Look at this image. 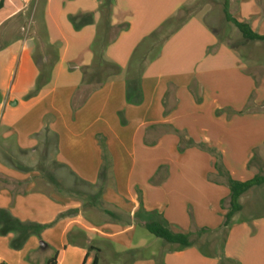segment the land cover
<instances>
[{
    "label": "crops",
    "instance_id": "crops-1",
    "mask_svg": "<svg viewBox=\"0 0 264 264\" xmlns=\"http://www.w3.org/2000/svg\"><path fill=\"white\" fill-rule=\"evenodd\" d=\"M196 1L0 0V264H264V184L223 226L264 177V41L205 9L163 37ZM225 8L264 36V0Z\"/></svg>",
    "mask_w": 264,
    "mask_h": 264
},
{
    "label": "trees",
    "instance_id": "trees-1",
    "mask_svg": "<svg viewBox=\"0 0 264 264\" xmlns=\"http://www.w3.org/2000/svg\"><path fill=\"white\" fill-rule=\"evenodd\" d=\"M225 19L228 23L233 24L238 31L241 33L242 37L248 41H264V36H261L251 29L250 25L247 23H241L235 20L227 11L224 9ZM187 20V10H183L179 17L177 18L178 24H183ZM264 184V177L256 176L253 179L240 182L233 180L231 178L228 179V185L230 188V206L228 212L225 214V219L223 226L227 227L232 218L236 213L241 211L242 207L240 205V199L243 195H245L252 187ZM146 229L149 233L155 236L158 239L163 240L168 244H175L181 247H189L191 246V234H178L171 231L168 227L158 223H149L146 226ZM47 264H55V260H50ZM92 264H99L98 256H95Z\"/></svg>",
    "mask_w": 264,
    "mask_h": 264
},
{
    "label": "rangeland",
    "instance_id": "rangeland-1",
    "mask_svg": "<svg viewBox=\"0 0 264 264\" xmlns=\"http://www.w3.org/2000/svg\"><path fill=\"white\" fill-rule=\"evenodd\" d=\"M101 1L105 2L106 0H101ZM223 8H224V0H197L194 4L188 6L187 17H189L191 14H194L195 12H199L200 10L202 11L205 9L206 15H207L208 19L210 20L209 22H211V24L213 26H215V28L217 29V33L222 38H228L232 45H237L238 41H240L239 40L240 38H239V36H237L236 31L234 30V27L231 24L227 23L226 20H225V23H227V25H224L225 24L224 23V19H225L224 14L225 13H223ZM210 16L216 17L217 22H212L211 21L212 17L210 18ZM177 26H178V22H173V25H171L170 28L168 30H166V32L163 34V37H165L167 34H169V32L171 30H173L174 28H176ZM239 35H241V34H239ZM263 63H264V55H263ZM241 113L247 114V113H250V111H248V109L247 110L244 109L243 111L239 112L238 114H241ZM137 231L144 232L145 230L143 228H138ZM145 233H146V235H149L148 237H150V240L152 242L151 243L152 246H154V245L155 246H161L164 244L163 240L156 238L152 234L151 235L148 234V232H145ZM120 249L125 250L124 247H121ZM151 252L152 251L149 250L147 252H142L141 254L138 253L137 256L148 257L152 254ZM105 256L107 259L112 260L113 263L119 262V261L120 262H128V261H131L132 257H133V255L131 253L129 255L124 253L123 255H121V257L117 258L118 260H115V258L112 257L109 252H107L105 254Z\"/></svg>",
    "mask_w": 264,
    "mask_h": 264
}]
</instances>
